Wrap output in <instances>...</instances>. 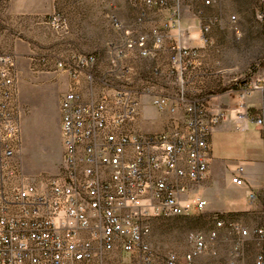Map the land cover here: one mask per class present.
Masks as SVG:
<instances>
[{"label":"built area","instance_id":"2783aa9c","mask_svg":"<svg viewBox=\"0 0 264 264\" xmlns=\"http://www.w3.org/2000/svg\"><path fill=\"white\" fill-rule=\"evenodd\" d=\"M144 12L169 9L161 27L139 33L125 29L112 46L110 65L118 72L96 77L94 54L73 53L57 64L70 83L59 104L61 167L56 176L38 185L27 180L17 156L22 145L25 110L19 101L16 63L0 55V264H195L204 254L216 255L219 231L229 229L238 238L229 264H264V223L248 228L212 213L214 230L191 232L188 250L159 258L150 244L152 224L158 218L206 212L208 203L195 195L207 180L212 158V132L227 118V110L212 94L189 98L181 85L172 95L140 89L120 69L131 53L152 56L156 48L172 51L171 72L183 77L197 66L201 48L183 25L182 5L188 1L214 7L217 0H123ZM264 8V0H259ZM200 43L220 19L202 11ZM124 77L126 79H124ZM264 86V69L240 90L242 102ZM166 114L165 129L140 134L136 123L142 96ZM244 103L240 106L243 107ZM256 123L264 133V121ZM231 181L248 187V201L258 200L239 168ZM264 195V185H263ZM251 241L259 248L252 260L242 251Z\"/></svg>","mask_w":264,"mask_h":264},{"label":"rangeland","instance_id":"374dc122","mask_svg":"<svg viewBox=\"0 0 264 264\" xmlns=\"http://www.w3.org/2000/svg\"><path fill=\"white\" fill-rule=\"evenodd\" d=\"M108 2L103 11L100 0H0V55L11 56L16 63L19 101L25 110L17 159L30 182L40 185L56 176L61 167L59 104L70 79L58 70L59 61L77 52L94 54L99 62L96 77L106 72L112 78L118 76V72L108 73L113 70L109 66L112 46L119 42L112 20L126 23L134 17L128 2ZM217 2L214 7H206L205 13L221 20L205 34L208 44L202 64L206 66L208 82L191 73L183 77L181 84L173 76L174 93L181 85L189 98H195L206 87L217 92L237 89L254 81L264 69V8L259 0ZM96 14L98 26L89 21ZM146 74L148 82L158 85L156 72L148 69ZM130 76L134 79L132 73ZM211 215L207 209L203 213L156 219L152 224L151 247L159 258L171 252H186L191 232L208 234L214 230ZM232 220L248 228L263 224L260 215L241 214ZM237 240L229 229L220 230L216 255L204 254L195 264H229ZM258 249L254 242H246L242 259H254Z\"/></svg>","mask_w":264,"mask_h":264},{"label":"crops","instance_id":"0c3cea01","mask_svg":"<svg viewBox=\"0 0 264 264\" xmlns=\"http://www.w3.org/2000/svg\"><path fill=\"white\" fill-rule=\"evenodd\" d=\"M128 4L119 0V4ZM169 1V6L173 5ZM101 10L105 11L109 6L108 0H100ZM133 14V19L129 22H119L125 29H133L139 33L149 32L154 27H161L169 16V9H152L146 12L140 8L128 4ZM94 12V10L92 9ZM202 14L208 12L207 8L198 2L188 1L182 5L183 25L189 29L193 36L192 45L201 48V55L207 53L206 45L200 43V22ZM92 23L98 26L97 14L92 16ZM94 21V22H93ZM114 27V19L112 20ZM94 27V26H93ZM108 28V21L106 26ZM103 29V27H102ZM118 41L121 32L118 31ZM107 30V29H106ZM172 51L168 48H156L152 56L141 57L131 53L121 60L120 69L125 73L128 71L134 77V83L140 88H147L153 94L172 95L173 75L171 72L170 59ZM197 62V66L188 73H194L197 79L208 82L205 77V63L203 60ZM151 64L149 68H144V64ZM109 66L110 59H109ZM99 67V65H98ZM152 70L157 74V84L147 80V70ZM131 77V76H130ZM124 79H126L124 77ZM203 82V85L208 83ZM205 83V84H204ZM207 88V87H206ZM202 88L199 92L212 94L218 102L227 110V118L221 122L212 132V158L210 162L209 176L207 180L200 183L195 190V195L207 201V209L212 213H220L226 219H232L241 214L260 215L264 223V133L256 123L261 117L264 121V86L260 90H255L249 98L240 99V88L228 91H214ZM219 90V89H218ZM211 92V93H210ZM244 103L243 107L240 106ZM139 117L134 124L140 134L159 133L165 129L167 123L166 114L159 113L151 103L150 96H142L139 107ZM239 168L244 169V179L248 186L252 187L258 195V200L251 204L248 201V187H239L232 183L231 178Z\"/></svg>","mask_w":264,"mask_h":264}]
</instances>
